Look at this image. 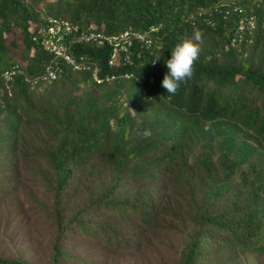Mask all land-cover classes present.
Here are the masks:
<instances>
[{
  "label": "trees",
  "instance_id": "1",
  "mask_svg": "<svg viewBox=\"0 0 264 264\" xmlns=\"http://www.w3.org/2000/svg\"><path fill=\"white\" fill-rule=\"evenodd\" d=\"M234 7L256 23L250 45L230 44ZM57 15L107 32L157 25L163 47L151 66L132 46L128 68L148 95L80 73L39 90L11 76V97L0 93V264H250L248 254L264 264V0H0V69L40 71L47 57L28 29ZM197 31L194 74L168 94L166 61ZM88 53L108 70L107 48Z\"/></svg>",
  "mask_w": 264,
  "mask_h": 264
},
{
  "label": "clouds",
  "instance_id": "2",
  "mask_svg": "<svg viewBox=\"0 0 264 264\" xmlns=\"http://www.w3.org/2000/svg\"><path fill=\"white\" fill-rule=\"evenodd\" d=\"M236 8L242 10L241 7ZM229 12L234 11L230 9ZM229 12L224 13V17ZM249 17L252 18V16ZM238 19L235 16L230 44L236 47L242 44H252L256 30L255 21L252 18L253 26L251 28L245 25L242 30H238ZM47 21L44 24L40 22L33 27L31 25L28 29L31 41L39 44L47 60L40 63V71L35 74L27 72L25 61L16 62L0 69V93L4 95V98H9L12 95L11 82L13 78L11 76L14 73L18 74V78H21L28 88L35 90H39L62 77L64 78L69 73H80L86 75L87 84H94L100 88L114 82L128 83L131 86L137 84V88L147 94L137 77L134 76L133 71L128 67L133 64L130 55L133 44L136 48L143 49L151 55L149 60L151 66L156 65L158 55L161 54L163 47L162 42L154 39L157 25H148L143 29L123 28L107 32L105 28L97 27L93 22L84 23L64 15L52 16ZM65 24L71 27L70 31L64 30ZM202 43L203 35L197 31L192 38H184L174 46L170 59L166 61L168 72L161 81V86L168 94L175 95L180 85L192 78ZM106 48L108 49V56L106 57L108 70L100 74L101 68L96 65L94 59L88 58V52ZM32 53L31 49L29 56H32ZM142 135L145 138L150 137L151 130L146 129Z\"/></svg>",
  "mask_w": 264,
  "mask_h": 264
},
{
  "label": "rangeland",
  "instance_id": "3",
  "mask_svg": "<svg viewBox=\"0 0 264 264\" xmlns=\"http://www.w3.org/2000/svg\"><path fill=\"white\" fill-rule=\"evenodd\" d=\"M131 85L130 84H126L125 85V87H130ZM19 134H21V131L19 132ZM23 181H25V180H19L18 181V186H17V194L19 195L17 198H18V200L19 199H21L22 197H26V193H25V191L23 192V189L25 190V188H26V186H27V184L26 183H23ZM26 184V186H24ZM154 184V183H153ZM43 189L42 188H40V187H38L37 189H35V192L33 193L37 198H43ZM24 205L25 206H28V204L27 203H24ZM4 209V206L3 205H0V211H2ZM28 216V217H27ZM36 216H37V212H36V210H28V211H26V217L28 218V221L30 222V224H31V222H33V220H35L36 219ZM0 225H2V220H0ZM31 226H32V224H31ZM33 229H38V224L36 223V225L33 227ZM20 231H22L21 229L19 230V232ZM19 234H21V233H19ZM83 241V240H82ZM90 245H88V244H83L82 245V247H83V251L81 252V254H86L87 255V252H86V250L88 249V247H89ZM89 250H90V248H89ZM120 256H122V255H116V256H114V259L113 260H116V259H118V264H123V258L122 257H120ZM251 256H253V257H251ZM246 259L250 262V264H256V263H258L259 261H261V257L260 256H256V257H254V254H248L247 256H246ZM112 260V259H111ZM111 262V261H110Z\"/></svg>",
  "mask_w": 264,
  "mask_h": 264
},
{
  "label": "built area",
  "instance_id": "4",
  "mask_svg": "<svg viewBox=\"0 0 264 264\" xmlns=\"http://www.w3.org/2000/svg\"><path fill=\"white\" fill-rule=\"evenodd\" d=\"M232 11H235L236 14L238 15V30H242L245 25H247L249 28H251L253 26V21H252V18L249 17V18H246L245 16H243L242 14V10L240 8H232ZM225 13H227V11H225ZM71 27L68 25V24H65L64 26V30L65 31H70Z\"/></svg>",
  "mask_w": 264,
  "mask_h": 264
}]
</instances>
